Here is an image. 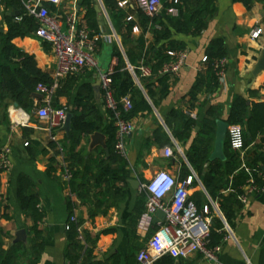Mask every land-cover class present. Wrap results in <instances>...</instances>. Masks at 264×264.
<instances>
[{
  "label": "crops",
  "instance_id": "0c3cea01",
  "mask_svg": "<svg viewBox=\"0 0 264 264\" xmlns=\"http://www.w3.org/2000/svg\"><path fill=\"white\" fill-rule=\"evenodd\" d=\"M121 1L125 0H116V3L119 4ZM129 1L135 2L136 0ZM25 3L22 0H14L13 6L2 5L0 42L10 32L13 23L21 22L17 18L24 16ZM46 6L52 15L58 16L63 21L69 14L77 15L80 26H87L107 37V40L99 43L96 50L98 67L63 80L54 98L53 107L66 109L68 113H72L75 109L77 93L83 86L89 85L93 88L91 104L94 106V110L88 112V118L93 117V111H99L107 118L100 75L110 66H117V58L114 56L115 48L120 49L123 53L129 70L131 67L137 68L146 64L150 47L154 44L152 28L148 26V31L144 32L134 15L136 26L140 31L135 32L133 28V43H129L125 48L123 38L118 33L104 0H63L60 5L47 4ZM90 7L96 13L91 18V23L96 24V27H93L86 18ZM216 8L217 14L208 20V28L201 36L176 35L173 31L172 40L185 44V50L188 52V59L181 75L180 77L174 75L177 81L171 85L170 94L166 98L162 99L158 90H155L154 99L157 102L155 105L144 90V95L152 106V112H141L130 119L134 130L124 140V158L127 163L126 168L130 172V180L138 182L140 185L134 183L133 187L129 183L127 197L123 201L111 200L107 214H100L94 219H90V207L81 205L78 199L75 200L78 205L75 215L79 221L83 222L82 233L84 235L87 233L94 237L102 231H111L108 234H101L99 237L94 252L96 257L94 262L99 260L113 264L111 256L120 254L123 258L122 264H124V258L130 252L129 221L132 216L138 218L135 227L136 235L141 240L144 239L140 226L146 196L142 192L141 186L159 171L171 173L178 183L186 180L189 176H196L197 179L190 189L191 198L201 202L200 207L210 202L219 206L218 201L212 199L207 192L199 175L190 164L188 155L191 153L190 147L202 129L210 107H218L222 114L220 121L228 122L230 108L236 96L245 97L249 100L250 105L264 102V72L258 76L253 75L254 66L264 50V0H257L251 10L234 0H216ZM121 10L127 13L128 18L133 15L131 11L135 9L128 7ZM255 29L262 30V34L257 40L252 39V32ZM217 38L225 40L228 54L227 66L220 82V88L212 95L207 93V89H204L198 96L195 109L189 113L188 94L204 67L202 60L206 56L208 45ZM12 43L18 49L34 56L38 67L52 77L57 67V59L49 44L38 40L35 35L16 38ZM127 50L135 60L134 65H131L129 61ZM4 64L5 61L0 58V66ZM43 99H38L32 94L20 105L10 98H2L0 90V163L4 149H10L9 168L0 170V250L5 253L1 257L7 258L17 244L15 240L18 231L26 230L28 235L27 242H25L26 247L17 254L27 253L28 255L22 257L18 264H29L28 241L30 237L27 228L31 226L18 201V179L21 175L30 177L36 184V191L40 196V206L46 215L39 226L44 233L45 240V248L39 264H67L64 253L68 245L66 231L69 218L68 199L71 191L69 183L64 179L59 155L56 154L57 147L54 148L51 143H55L56 146L59 144L64 149L69 135L63 127L49 132V123L38 118L37 112L43 105ZM173 110L179 115L182 114L196 121V127L193 128L190 139L187 141L176 139L171 131L178 126L177 116H169ZM193 113L197 115V119L191 117ZM160 129L162 132L158 133ZM158 138L159 141H156ZM260 138L258 137V141ZM215 141L216 133L212 142V155L215 150ZM90 143V136H85L78 151L82 153L88 147L90 150ZM256 145H258L257 142H252L246 146L245 155L252 151ZM168 147L174 151L172 158H166L164 155V149ZM99 148L91 151V154L96 157ZM239 157L242 160L241 169L245 162L240 153ZM53 159H57L60 168L50 175L47 171L52 165ZM87 159L88 163L84 164L81 171H84L85 166L93 163V159ZM225 160L226 156L221 161ZM57 162H54L53 165L56 166ZM251 172L247 168L246 173L251 176ZM228 186L222 192L227 190ZM231 192L224 195L227 196ZM215 218H219L224 225L222 230L217 231L219 235H223L222 240L213 245H220L222 248L218 264H264V192L252 197L247 206L240 202V205L235 209L233 225H229L232 230V238L226 240L225 223L220 217L215 216ZM131 230L134 231V227H131ZM146 245L147 243L142 249H133V251L139 253L146 248ZM13 256L8 258L11 259ZM176 261H179L180 264H213L200 254Z\"/></svg>",
  "mask_w": 264,
  "mask_h": 264
},
{
  "label": "trees",
  "instance_id": "16d2710c",
  "mask_svg": "<svg viewBox=\"0 0 264 264\" xmlns=\"http://www.w3.org/2000/svg\"><path fill=\"white\" fill-rule=\"evenodd\" d=\"M20 1V0H17ZM29 1V0H22ZM106 7L115 22L118 33L123 38V46L126 48L129 43H133L132 32L137 22H127V13L122 11L116 0H104ZM242 3L248 10H251L257 0H234ZM0 3L6 6H13L14 0H1ZM47 4H44L46 6ZM163 11L157 18L150 19L141 12L131 11L136 15L144 32L148 31V26L159 25L161 28H152L154 44L150 47L146 64L151 65L153 76L149 79H142L139 86L130 70L128 69L124 55L120 49L115 48L114 56L117 58V66L115 67L113 79V91L117 101L129 96L133 103V109L125 113L122 105L120 110L123 117L130 120L141 112H152V106L144 95L147 92L153 104L155 101V90H158L161 98H166L171 91V85L177 81L173 74H160L163 67L172 62L173 58L168 54L169 51L185 50V44L172 40L174 33L176 35H186L199 37L208 28V20L217 14L216 0H179V4L175 5L170 0H163ZM175 6L179 15L173 17L168 13V9ZM47 7V6H46ZM24 12V11H23ZM22 12V13H23ZM95 10L90 7L87 13L89 23L95 15ZM39 27L38 21L29 16H24L19 23H13L10 32L2 38L0 42V58L5 64L0 66V90L2 98H10L12 101L20 105L27 97L36 93L39 84L50 85L52 78L48 73L43 72L35 60L24 51L13 45L12 41L19 37L34 36ZM174 31V33H173ZM0 36L2 34L0 33ZM163 43V44H161ZM131 65H134L129 50L126 51ZM227 48L223 38H217L210 42L206 50L207 62L196 78V81L188 94V111L189 113L195 109L199 94L207 89L208 94H214L220 88V78L217 75L215 63L227 60ZM85 94H87L85 96ZM93 101V88L89 85L83 86L75 98V109L72 111V130L64 145L65 160L72 174L69 182L71 194L76 195L77 199L83 206L90 207V219H94L98 215H106L112 201H123L127 195V188L130 180V172L127 170L126 160L118 154L116 150L117 127L115 126L114 114L107 112V118L99 111H93L92 118H88V112L94 110L91 102ZM170 117L178 118V126L171 129L176 139L187 141L190 139L191 132L196 127V121L190 117L178 114L175 110L171 111ZM106 118V119H105ZM222 120V114L218 107L209 108L201 131L190 147L188 160L194 170L202 180L207 192L212 199L218 201L219 208L228 224L233 225L235 217V209L240 205L239 197L243 193V185L250 178V174L246 173L242 165L239 153L231 148L230 134L227 132L224 151L226 160H211L212 142L216 133L217 123ZM227 121L230 125H240L244 128V138L246 146L252 142L258 145L248 152L244 157L246 167L252 172L253 178L258 184L264 183V102L249 104V100L243 96H236L230 108ZM169 125V123H168ZM170 126V125H169ZM180 126V127H179ZM162 129L158 130V133ZM96 132L104 134L107 139L109 156L106 155L104 149L99 148L102 155L95 158L87 157L79 152L82 140L85 136H91ZM166 137V134H165ZM258 137H261L258 141ZM159 141V138L156 140ZM51 145L56 148L55 143ZM57 156L59 152L56 153ZM93 159V163L85 166L88 159ZM52 162L56 163L57 159ZM52 165L48 168V174H54L60 164ZM232 176L233 179L230 177ZM232 182V192L229 195L222 194V190ZM193 200V199H192ZM18 201L19 205L26 217L31 223L27 228L29 234V264H39L41 255L45 248L44 233L39 228L45 218V212L40 206V196L36 191L34 181L26 176L21 175L18 179ZM194 201V200H193ZM200 207L201 202L195 201ZM77 203L71 198L68 199L69 218L67 222L66 239L68 245L64 256L67 264H107L105 261H95L94 252L97 248L98 240L101 234H108L111 231H102L100 234L91 237L80 232L82 221L78 218L74 219ZM145 211V208H144ZM143 211V213H144ZM138 218L132 216L129 221V244L130 252L124 258V264H141L138 261V253L133 249L140 250L148 242L149 238L155 233L157 227H153L147 238L141 240L135 233V227ZM134 227V231L131 230ZM224 225L219 218L213 219L211 231V243L215 245L219 243L223 235L218 234V230H222ZM26 247L25 243H17L10 251L7 258L4 251L0 250V264H18L22 257H26L27 253L18 255L17 253ZM11 255L13 258L9 259ZM113 264H122L123 258L120 254L111 256ZM154 264H176V259L170 256H164L157 260Z\"/></svg>",
  "mask_w": 264,
  "mask_h": 264
},
{
  "label": "built area",
  "instance_id": "2783aa9c",
  "mask_svg": "<svg viewBox=\"0 0 264 264\" xmlns=\"http://www.w3.org/2000/svg\"><path fill=\"white\" fill-rule=\"evenodd\" d=\"M62 1L29 0L25 3L24 16L33 17L39 23L35 37L49 44L57 59V67L51 77L52 83L48 86L39 84L36 88V93L44 96L43 105L38 110L37 116L49 123V132L62 128L68 114L66 109L53 107V101L60 89L61 82L88 69H96L98 67L97 47L100 42L107 40L106 36L97 33L95 30L87 26H80L77 15L69 14L63 21L58 16L52 15L50 10L44 6V4L60 5ZM173 3L177 5L179 0H173ZM118 6L121 9L132 7L136 12H141L150 19L159 17L164 8L163 0H136L135 2L125 0L119 2ZM1 12L2 4L0 3V17ZM168 13L173 17L179 15L175 6L169 8ZM24 16L17 18V20L22 21ZM133 21H135V16L130 15L127 22ZM149 26L150 28H161L159 25L150 24ZM134 31L139 32V27L135 26ZM261 34V29H255L252 32V39H259ZM169 55L173 61L166 64L160 74L170 73L180 77L188 59V52L186 50L170 51ZM207 60L205 56L202 63L205 65ZM226 66V59L215 63L220 80L225 74ZM115 67L116 65H112L108 70L102 72L100 79L106 111L114 114L115 126L117 127L116 150L118 154L125 157L124 140L134 130V127L130 120L123 117L120 106L122 105L123 111L128 113L133 109V103L129 96L122 98L121 101L115 99L112 79ZM130 72L139 86H141L142 79H149L153 76L152 67L148 64H143L137 68L131 67ZM191 117L197 119V115L194 113ZM228 131L232 150L244 157L246 143L242 126L230 125ZM57 150L64 179L69 183L72 174L65 160L64 149L57 144ZM9 154L10 149H4L1 154L0 170L9 168ZM164 155L166 158H172L174 156L173 149L165 148ZM243 168L247 170L245 164H243ZM196 179V176H189L186 180L178 183L171 173L159 171L141 186V190L146 196L145 211L142 214L140 226L143 237L146 238L151 229L157 227L155 233L149 238L146 248L138 253V261L141 264H154L164 256L183 260L194 254H200L205 260L213 264L219 263L222 248L220 245L213 246L211 243L212 221L215 216L220 217L225 223L226 240L232 238V230L216 203L210 202L199 207L192 200L190 189ZM242 189L243 193L240 195L239 201L247 206L252 197L264 192V183L258 184L251 175ZM231 191L232 182L228 189L222 193L226 194ZM70 198L73 201L77 200L76 195L73 194H70ZM159 210L165 212L166 219L164 222L153 226V218ZM76 218L75 215L74 219ZM79 231H82V227Z\"/></svg>",
  "mask_w": 264,
  "mask_h": 264
},
{
  "label": "water",
  "instance_id": "95a60500",
  "mask_svg": "<svg viewBox=\"0 0 264 264\" xmlns=\"http://www.w3.org/2000/svg\"><path fill=\"white\" fill-rule=\"evenodd\" d=\"M262 72H264V50H262L261 56L257 60L256 65L254 66L253 75L258 76ZM33 96L38 98V99H43V97H44L43 95L38 94V93L33 94ZM72 120H73V114L68 113L67 117H66L65 124L63 126V129L67 132L68 135L71 133V130H72ZM228 129H229V123L228 122L219 121L217 123L215 150H214V153L211 157V160H224L225 159L224 146H225V141H226ZM90 140H91L90 150H89L90 152L96 148L101 147L102 149H104L106 155L109 156L110 151H109L108 144H107V138L104 134H102L100 132H96L90 136ZM129 183L132 186L134 185V183H137L138 185H140V183L135 182L133 180H129ZM165 219H166L165 212L159 210L153 218V226H156V225L164 222ZM27 239H28L27 232H26V230L22 229V230L18 231V233L16 234L15 243H25V242H27ZM176 264H180L179 261H176Z\"/></svg>",
  "mask_w": 264,
  "mask_h": 264
},
{
  "label": "rangeland",
  "instance_id": "374dc122",
  "mask_svg": "<svg viewBox=\"0 0 264 264\" xmlns=\"http://www.w3.org/2000/svg\"><path fill=\"white\" fill-rule=\"evenodd\" d=\"M134 12H136L135 10H134ZM86 150H84L82 153L84 154V155H86L87 157H95L94 155H92L91 154V152L89 151V147L88 148H85ZM98 154L97 155H102L101 154V151L100 150H98V152H97ZM96 155V156H97Z\"/></svg>",
  "mask_w": 264,
  "mask_h": 264
}]
</instances>
